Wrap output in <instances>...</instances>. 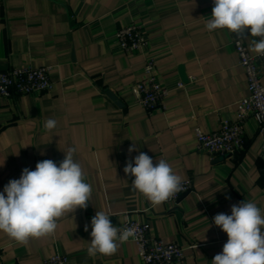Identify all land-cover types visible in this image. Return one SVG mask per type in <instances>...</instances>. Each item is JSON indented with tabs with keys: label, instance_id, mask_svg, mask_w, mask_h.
Returning a JSON list of instances; mask_svg holds the SVG:
<instances>
[{
	"label": "crops",
	"instance_id": "obj_1",
	"mask_svg": "<svg viewBox=\"0 0 264 264\" xmlns=\"http://www.w3.org/2000/svg\"><path fill=\"white\" fill-rule=\"evenodd\" d=\"M213 6V0H0V72L49 67L54 85L39 96L0 99V192L24 168L35 170L46 159L58 164L71 147L93 189L87 208L61 217L50 237L25 246L0 231V261L44 264L59 253L70 264H141L130 238L112 256L89 257L91 219L104 211L117 227L130 219L150 223V235L183 247L180 264H211L228 239L214 216L231 215L243 200L264 211V154L254 117L244 124L239 153L211 158L198 149L196 128L211 134L234 122L237 103L248 95L229 30L206 29ZM130 24L141 26L146 52L121 49L115 34ZM252 39L243 37L255 55ZM148 56L170 91L164 110L149 112L133 93ZM49 118L57 121L52 131L43 126ZM133 144L138 150L129 154ZM140 152L154 163L165 159L182 181H192V191L177 204L152 207L124 173Z\"/></svg>",
	"mask_w": 264,
	"mask_h": 264
},
{
	"label": "clouds",
	"instance_id": "obj_2",
	"mask_svg": "<svg viewBox=\"0 0 264 264\" xmlns=\"http://www.w3.org/2000/svg\"><path fill=\"white\" fill-rule=\"evenodd\" d=\"M213 4L206 29L211 32L227 28L237 37H252L251 50L264 56V0H213ZM43 126L52 131L57 121L49 118ZM137 150L133 144L128 152ZM76 151L75 147L69 148L58 164L46 159L38 162L35 170L24 168L19 179L5 185L0 192V231L26 246L30 239L54 235L58 220L65 214L87 208L93 189L85 181L82 166L74 159ZM124 173L134 178L132 190L143 195L152 207L184 190L182 177L165 159L154 163L145 152L135 156L134 163L129 160ZM214 224L228 239L211 264H264V211L255 202L243 200L232 205L231 215H215ZM91 228L89 257L112 256L136 234L135 227L114 226L104 211L96 212ZM84 230L88 231L87 225Z\"/></svg>",
	"mask_w": 264,
	"mask_h": 264
},
{
	"label": "built area",
	"instance_id": "obj_3",
	"mask_svg": "<svg viewBox=\"0 0 264 264\" xmlns=\"http://www.w3.org/2000/svg\"><path fill=\"white\" fill-rule=\"evenodd\" d=\"M230 32V31H229ZM232 42L239 57V63L244 69L248 85V95L237 103V118L224 121L220 130L207 134L196 128L198 149L206 152L211 158L228 157L239 153L245 147L244 124L248 118L254 117L258 123L259 136L264 154V56L253 55L245 44L243 37H237L230 32ZM115 38L125 52H146L149 42L137 24L119 28ZM156 61L148 56L144 62V77L133 88L136 103L149 112L164 110L170 91L162 86L155 72ZM49 67L26 65L0 72V99L11 98L14 95L39 96L53 90ZM183 182V191L168 200L167 204H177L182 196L193 189L191 180ZM135 227L136 234L130 237L138 248L141 264H180L185 258L184 249L179 244H167L158 237L150 235L151 224L128 220L118 226ZM0 264H7L0 261ZM18 264V263H11ZM44 264H70L67 256L55 253L44 261Z\"/></svg>",
	"mask_w": 264,
	"mask_h": 264
},
{
	"label": "water",
	"instance_id": "obj_4",
	"mask_svg": "<svg viewBox=\"0 0 264 264\" xmlns=\"http://www.w3.org/2000/svg\"><path fill=\"white\" fill-rule=\"evenodd\" d=\"M113 98V97H112Z\"/></svg>",
	"mask_w": 264,
	"mask_h": 264
}]
</instances>
